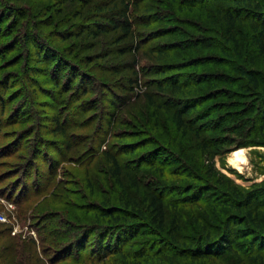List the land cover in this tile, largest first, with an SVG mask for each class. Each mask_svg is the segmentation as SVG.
<instances>
[{"label": "rangeland", "instance_id": "1", "mask_svg": "<svg viewBox=\"0 0 264 264\" xmlns=\"http://www.w3.org/2000/svg\"><path fill=\"white\" fill-rule=\"evenodd\" d=\"M228 2L0 0V230L17 238L0 240L2 264L33 252L37 264H257L246 237L231 255H193L200 231L216 249L229 201L247 195L264 223V60L248 16L236 45L220 38L212 22ZM147 192L160 194L162 229ZM107 205L120 207L112 218Z\"/></svg>", "mask_w": 264, "mask_h": 264}, {"label": "trees", "instance_id": "2", "mask_svg": "<svg viewBox=\"0 0 264 264\" xmlns=\"http://www.w3.org/2000/svg\"><path fill=\"white\" fill-rule=\"evenodd\" d=\"M121 14L124 15V19H122L123 21L121 29L123 31V34L127 35L130 32V24L125 13L122 12ZM220 15V21L218 23H215V21H213L212 23L214 24V26H216L218 33L220 34V38H226L228 42L230 41V43H233L234 45H236L238 42L235 35V28L238 19L241 18V16H246V18L249 17L248 25L250 29V43L253 44V48L256 50L257 54L260 55L264 60V0H229L228 5H224V7L220 8ZM109 24L111 25V23ZM242 73L248 81H251L252 86L255 89L260 86V82L256 78V75L251 68H243ZM173 85L176 86H170L179 89L178 82L175 81ZM246 92L248 91H242V93ZM187 101L190 100H185V103L179 106V108L176 110V113L174 114L175 124L178 128H181L182 132L188 129V125L183 116L188 115L191 111V107L195 105L192 104V106L190 107L191 103H188ZM254 109L257 114L255 115L257 117L256 121H259L264 125V95L260 94L259 103H257ZM56 128H60V126L56 125ZM111 160L114 164L113 168L115 169V167H117L115 157H112ZM113 173L116 177H118L119 169L113 170ZM235 194H238L237 191H235ZM144 199L145 201H147L144 208L150 215V221L154 222L162 229L163 221L165 218V210L160 194L147 192L144 194ZM234 200L235 201H229L227 203L228 207H230V211H228V213L225 215L226 217L233 218L232 224H229L230 219L227 218L225 224L222 225L221 230L223 234L219 239H217L216 249L213 248V245H216V240L212 241L213 237H209L206 231H200V233H198V238H200V240H198L193 245V255L197 257H219L221 254L231 255L235 252V246L238 244L237 243L236 245H233V242H237L236 240L238 238L246 237L249 242L245 248V251L243 252L247 254V256L253 257L257 261V264H264V223L256 220L254 215H251L250 209H246V211L244 210V207L250 204L247 195L243 196L242 199ZM116 207L120 208L119 205L103 206V212L107 217L112 218L114 216V208ZM123 207L124 206H122L120 209L125 212V214L134 213L133 211H131V208L137 209V206H135L134 204H126L125 208ZM242 210L244 211L242 212ZM245 219H247L248 221L247 224L244 223ZM233 224L236 225L234 230L232 229ZM10 230V225H8L6 229L0 230V240H10L13 244L17 242V238L10 236ZM201 238L206 241L204 244L207 243V246H201ZM11 242L8 243L11 244ZM102 244L104 243L99 241L100 247L102 246ZM100 247H98V249ZM33 251L35 250L33 249ZM251 253L255 254L252 256ZM239 256L240 255L236 254V258H238ZM6 258L7 257L5 256H0V264H2V262ZM29 259L30 261L28 264H37L38 259L35 252H33L32 255H29ZM238 259H240V257ZM23 261L24 258L20 259L18 264H21ZM7 264L12 263L9 261Z\"/></svg>", "mask_w": 264, "mask_h": 264}, {"label": "bare ground", "instance_id": "3", "mask_svg": "<svg viewBox=\"0 0 264 264\" xmlns=\"http://www.w3.org/2000/svg\"><path fill=\"white\" fill-rule=\"evenodd\" d=\"M228 160H229L232 164H236V165H238V163L242 160L241 149H238V150L233 151V152L229 155Z\"/></svg>", "mask_w": 264, "mask_h": 264}, {"label": "built area", "instance_id": "4", "mask_svg": "<svg viewBox=\"0 0 264 264\" xmlns=\"http://www.w3.org/2000/svg\"><path fill=\"white\" fill-rule=\"evenodd\" d=\"M7 220L8 219L6 218V216L4 215V213L0 211V222H7ZM11 232L12 233H15V229L13 228V226H12Z\"/></svg>", "mask_w": 264, "mask_h": 264}]
</instances>
